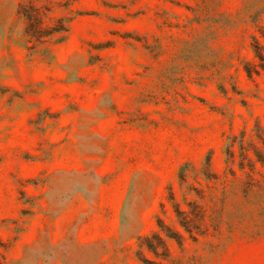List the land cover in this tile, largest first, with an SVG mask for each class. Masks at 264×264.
<instances>
[{
	"label": "rangeland",
	"instance_id": "rangeland-1",
	"mask_svg": "<svg viewBox=\"0 0 264 264\" xmlns=\"http://www.w3.org/2000/svg\"><path fill=\"white\" fill-rule=\"evenodd\" d=\"M257 43L264 0H0V264H264Z\"/></svg>",
	"mask_w": 264,
	"mask_h": 264
},
{
	"label": "trees",
	"instance_id": "trees-1",
	"mask_svg": "<svg viewBox=\"0 0 264 264\" xmlns=\"http://www.w3.org/2000/svg\"><path fill=\"white\" fill-rule=\"evenodd\" d=\"M55 32H66L67 31V27L62 25L59 28H55L54 29ZM254 53H255V58L258 59L259 63L258 66L264 70V50H261V47L259 46V44L257 43V46L254 49ZM245 71L248 74V76H252V70L248 67H245ZM256 73H258L257 70H255Z\"/></svg>",
	"mask_w": 264,
	"mask_h": 264
}]
</instances>
